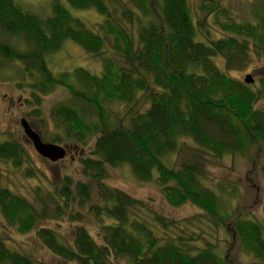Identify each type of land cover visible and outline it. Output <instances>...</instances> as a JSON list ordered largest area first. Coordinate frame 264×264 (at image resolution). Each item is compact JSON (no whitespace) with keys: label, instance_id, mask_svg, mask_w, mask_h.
<instances>
[{"label":"trees","instance_id":"1","mask_svg":"<svg viewBox=\"0 0 264 264\" xmlns=\"http://www.w3.org/2000/svg\"><path fill=\"white\" fill-rule=\"evenodd\" d=\"M46 1L50 12L41 16L0 0V72L10 69L16 86L30 91L28 105L66 90L69 99L53 108L51 124L42 120L44 131H56L48 140L92 147L79 159L82 180L62 176L47 192L37 189L35 202L0 186L2 227L35 232L46 251L68 264H231L223 230L264 264L263 224L236 213L235 184L214 185L209 177L226 160L255 161L263 151L264 79L248 84L228 73L249 60L250 43L264 52V0H253L243 20L231 18L218 0H200V12L188 0ZM90 10L98 17L93 25L71 13ZM67 41L97 60L100 74L53 71L48 59ZM110 105L126 108L125 117L112 120ZM28 158L15 140L0 141V161L25 165L34 177ZM121 165L139 181H154L169 209L189 204L205 212L208 229L152 212L148 201L107 186L109 169ZM85 212L100 242L82 226L65 237L42 225L63 217L82 222ZM7 240L0 233V264H42Z\"/></svg>","mask_w":264,"mask_h":264},{"label":"rangeland","instance_id":"2","mask_svg":"<svg viewBox=\"0 0 264 264\" xmlns=\"http://www.w3.org/2000/svg\"><path fill=\"white\" fill-rule=\"evenodd\" d=\"M14 1L21 6L23 5L22 7L25 10L36 12V14L41 16L48 15L50 12L49 2L46 0ZM188 2L193 10L197 12L201 11L199 9L200 0H188ZM218 2H220V8L228 9L233 19H247L251 14L250 5L253 0H218ZM206 4L207 2L203 6ZM75 12H71L73 17L88 23V25H93L98 20L96 13L92 10L78 12V14ZM67 42L59 52L52 54L48 59L53 71L56 70L57 73H61L73 67H83L94 74H100L101 65L97 60L85 54L74 43ZM253 47L254 45L250 43L248 52L249 60L242 61L239 64L240 68H236L235 71L228 73L230 76L241 81H243L246 74H250L254 81H259L261 78L264 79V52ZM218 65L223 67V63H219ZM14 80H17V78L12 77L10 69L0 72V141L15 140L25 147L29 156L28 160H30L31 170L34 171V177L27 176L26 172H24L25 165L16 169L8 162L3 163L0 161V172L3 174L0 179V186L11 189L14 193L24 196L30 202H35L34 192L37 189L47 192V189H52L53 184L59 181L62 176L67 175L73 180H82L83 173L79 159L87 156L89 147H92V142L87 147L73 145L70 142L63 141L55 143L67 149L65 158L57 163L49 162L39 156L31 142L24 135L19 125V120L20 118H25L31 128L41 136L44 142L53 143L48 138L56 134V131L53 127L44 131L42 120L49 118L51 124L50 113L57 104L67 102L69 94L66 90L57 88L43 97L39 106H35V102L32 105H28L26 99H31L30 91L25 89L23 87L24 85L22 86L23 89L16 86ZM110 106L115 111V113L110 115L112 120L123 119L125 117L126 108L120 105ZM259 106L264 108V102H260ZM35 110H38L40 115H36ZM108 110H110L109 107ZM184 156L188 155L184 154ZM176 158L178 161L181 160L178 159V156ZM261 165H264V147L255 161L233 160L228 162L226 160L221 167L213 171L211 170L209 177L214 185L220 180L235 184V187L239 191L238 198L235 202L236 213H248L249 216L260 221L264 226V178L259 168ZM106 185L121 190L134 198L148 201L151 209L149 206L148 208L152 212H162L179 221L189 219L197 224L199 222L201 229H208L206 228L208 218L205 212L201 210L197 211L189 204L180 209H169L165 205L158 185L154 181L142 182L137 180L128 166L121 165L114 169H109V178ZM86 214L85 212V217L82 222H70L63 217L61 220L48 219L42 225H46L55 231L62 229V233L67 231V229H73L75 225L82 226L89 231L90 235L97 242H100L94 233L95 230L93 231L95 229L94 223L90 219V216H86ZM3 223L5 221L0 214V233L2 236L7 237V242L10 247L37 257L42 264H68L56 259L46 251L35 239V232L20 235L13 230H6L7 228L2 227ZM221 228L225 229L223 226L218 227L219 230ZM220 233L223 240L221 247L224 255L227 260L229 259L231 264H259L251 256L238 248L236 240H232L223 230ZM63 235L66 237L67 233H63ZM118 264L130 263L120 259Z\"/></svg>","mask_w":264,"mask_h":264},{"label":"water","instance_id":"3","mask_svg":"<svg viewBox=\"0 0 264 264\" xmlns=\"http://www.w3.org/2000/svg\"><path fill=\"white\" fill-rule=\"evenodd\" d=\"M253 81L250 74H246L243 79V82L248 84ZM19 125L39 156L52 163H57L65 158L67 149L59 144L44 142L41 136L31 128L25 118H20Z\"/></svg>","mask_w":264,"mask_h":264}]
</instances>
